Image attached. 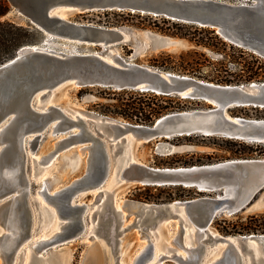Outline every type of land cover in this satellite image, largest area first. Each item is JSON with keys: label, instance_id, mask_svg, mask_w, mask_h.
Segmentation results:
<instances>
[{"label": "water", "instance_id": "water-1", "mask_svg": "<svg viewBox=\"0 0 264 264\" xmlns=\"http://www.w3.org/2000/svg\"><path fill=\"white\" fill-rule=\"evenodd\" d=\"M8 1L14 12L26 18L46 35L103 47L102 52L83 54H67L46 47L32 48L0 64V171L8 165L10 157L12 159L23 149L24 141L29 135L39 137L48 128L51 132H57L78 124L79 134L74 135L76 141L91 143L85 174L73 180L57 196L46 193L44 195L55 206L58 216L64 219L60 231L54 237L67 230L69 235L60 238H75L85 229V204L75 200L89 187L98 185L99 188L108 176L110 154L107 155L105 141L100 138L102 135L107 138L105 132H109L110 142L115 140L111 143L113 147L118 144L126 147L128 139L131 138L130 134L135 138L134 142L201 134L264 143V119L231 116L228 113L233 107L264 108V80L219 84L130 62L118 52H111L113 46L128 40L129 35L123 28L81 23L68 17L71 12L92 11H118L164 17L212 28L224 40L264 58V0L249 3L220 0ZM60 9L65 10L66 17L54 14ZM146 35L148 36L147 33ZM151 41L154 48L172 43L168 37L157 35ZM108 54L113 57V62L106 60ZM67 83L81 87L98 85L114 90L130 89L175 95L201 100L209 103L211 107L169 112L159 116L151 124L118 121L93 111L84 113L81 110L79 111L86 115V121L82 117H78L76 121L54 104L49 105L46 110L35 107L36 95L40 94L41 99ZM89 123H93L96 135L88 128ZM97 126H102L103 130L100 132ZM121 159V164L116 166V175L121 173L122 180L130 183L194 187L198 192H218L215 197L200 196L176 200L167 206L169 213L181 221L179 242H182L185 225L191 226L196 233L208 232L216 215L234 214L243 210L264 188V157L232 158L178 168L155 167L140 162H130L129 166L122 168L126 156ZM179 207L184 209L185 215L179 213ZM17 220L21 223L20 228L24 234L26 233L24 236L30 235L28 229L26 231L27 224L29 226L32 221L28 208L23 207L20 210ZM208 235L212 243L217 240L225 242L222 255L212 264H264V234ZM204 244L168 247V253L161 254L159 260L174 261L176 264H202L212 247ZM179 248L183 251H179ZM151 251L152 242L149 240L134 264H144Z\"/></svg>", "mask_w": 264, "mask_h": 264}, {"label": "rangeland", "instance_id": "rangeland-1", "mask_svg": "<svg viewBox=\"0 0 264 264\" xmlns=\"http://www.w3.org/2000/svg\"><path fill=\"white\" fill-rule=\"evenodd\" d=\"M220 1L249 3L252 0ZM68 17L72 21L103 26L107 25L99 22L107 18H116L111 13L106 15L104 11L71 12ZM150 17L151 20L141 21L137 18H124L120 24L114 25L123 28L129 37L126 42L113 46L111 52H118L130 62L194 76L213 83L241 84L264 80L263 57L234 44L231 47V43L222 37L226 45L213 41H209L210 45H203L186 36L162 32L152 21L153 18L160 17ZM3 18L20 26H28V28L33 26L26 18L14 12L11 5ZM158 25L164 26L160 21ZM40 34L37 36L31 32V38L37 40L35 44H41L57 52L83 54L103 51V47L97 44L55 35L50 37L42 32ZM155 35L168 37L172 43L154 48L151 40ZM240 50H245L246 53H241ZM253 62L262 66L257 69V79L250 78L251 75H248L245 69L246 65ZM123 90L126 91L98 85L81 87L67 83L39 99L42 103L49 99L68 115L77 109L84 113L93 111L118 120L140 123L135 121L136 116L128 108L132 102L138 101L139 90ZM141 98L151 106L156 102L166 105L163 114L211 107L207 102L183 99L175 95H160L156 99L147 95ZM228 113L231 116L264 119V108L233 107ZM88 125L93 129L92 132H95L93 123ZM97 127L100 132L103 130L102 126ZM105 133L107 138L104 137L105 135L100 138L105 141V147L110 154L109 173L99 188L98 185L89 187L76 197L75 202L79 203L81 200V204L88 203L90 212L85 214V225L87 222L89 224L75 238H60L69 235L67 230L61 231L56 237L54 234L46 238L41 236L43 227H46L44 231L46 229L52 231L56 220L62 223L64 219L57 216L53 220L49 208L55 210L54 205L46 202V207H41L38 202L39 197L45 198V193L57 196L70 186L73 180L85 174L89 153L88 150L81 153L83 150L80 148L82 144L89 142L76 141L74 135L79 134L78 129L74 131L69 128L51 132L48 128L39 137L29 135L24 141L23 149L12 159L9 158L8 165L2 167L0 171V207L6 210L5 216L11 218L15 227H12L13 230L19 229L20 235L26 233L24 234L20 228L21 223L14 218V215L16 214L17 217L23 207L28 208L32 221L29 226L27 224L26 231L28 229L35 236L26 242L24 238L22 243L19 235H13V230L0 225V264H11L13 261L15 264H84L91 248H94L92 251L97 252L95 264H132L135 255L149 240L154 242L156 251L163 250L167 246H176L169 241L178 235L181 221L177 216L169 213L167 206L171 202L199 196H215L218 193L198 192L194 187L143 185L126 180L120 181L115 170L116 166L121 164V158L126 155L127 146L118 144L113 147L111 143L114 141H109L111 139L109 132ZM94 134L96 135V132ZM0 150H2L1 145ZM131 153L137 161L146 165L176 167L214 163L232 158L264 157V143L190 134L135 142L132 144ZM42 175L44 176L40 179ZM19 187L23 188L21 192L17 191ZM116 202H120L123 207L117 208ZM263 229L264 188L243 210L234 214L219 213L213 218L206 232L207 236L205 235V245L212 246L209 248L206 260L225 243L220 240L212 243L208 233L211 236L264 234ZM187 233L186 239L195 245L191 228L187 229ZM33 239L37 240L36 251L29 250ZM148 259L146 263L150 264L152 260ZM161 264L176 263L166 261Z\"/></svg>", "mask_w": 264, "mask_h": 264}, {"label": "trees", "instance_id": "trees-1", "mask_svg": "<svg viewBox=\"0 0 264 264\" xmlns=\"http://www.w3.org/2000/svg\"><path fill=\"white\" fill-rule=\"evenodd\" d=\"M10 10V5L8 0H0V64L4 63L5 61L14 57L18 51L27 45L35 44L37 41L34 38H31L30 34L35 33L37 36H40L41 30L37 29L36 27L32 26L30 28L17 25L15 22L3 18L7 12ZM106 15L111 13L116 18H107L104 21L99 23L107 25V26H114L120 24L124 18H137L140 21L144 19L151 20L152 17L148 15H140L139 13H130V12H118V11H104ZM153 23L158 27V29L165 33L175 34L179 36H186L197 42L198 44L203 45H210L209 41H213L215 43H220L223 45L225 41L218 36V34L214 33V30L208 27H200L194 24H186L181 23L178 21H172L170 19H166L164 17H160L157 19L153 18ZM158 21L164 24V26H159ZM43 33V32H42ZM233 47L232 43L230 44ZM241 53H246L245 50H240ZM248 54V52H247ZM250 55L251 52H250ZM257 61V60H256ZM262 68L261 65L255 64H248L245 66L246 71L251 75L250 78L257 79V69ZM255 75V76H253ZM126 91V90H122ZM139 99L136 102H132L129 105V109L131 113L136 116L135 121L140 123H152L155 119L161 114H163L164 110L167 108L166 105L156 102L153 103L154 105L151 106L146 100H143L141 97H146L147 95L152 96L156 99L161 94H155L153 92H139ZM186 99V98H183ZM254 230V229H253ZM264 231V229H263Z\"/></svg>", "mask_w": 264, "mask_h": 264}, {"label": "bare ground", "instance_id": "bare-ground-1", "mask_svg": "<svg viewBox=\"0 0 264 264\" xmlns=\"http://www.w3.org/2000/svg\"><path fill=\"white\" fill-rule=\"evenodd\" d=\"M253 2H257L258 0H252ZM54 14H56V15H58V16H60V17H66L67 15L65 14V10L64 9H60L59 11H56ZM48 35H50V34H48ZM50 37H52V35H50ZM32 48H44V46H42L41 44H32V45H28V46H24V47H22L20 50H19V52L17 53V54H20V53H22V52H24L25 50H28V49H32ZM115 51H113L112 53H114ZM16 54V55H17ZM106 60L108 61V62H113V57L110 55V54H108L107 56H106ZM168 72H170V71H168ZM39 96H40V94H38V95H36V97H35V100H34V105H35V107L37 108V109H39V110H46L47 108H48V106L49 105H51V104H54L52 101H49V99H47V101L45 102V103H42L41 102V100L39 99ZM50 97V96H49ZM184 98V97H183ZM69 116L73 119V120H78L77 118L78 117H82L83 118V120H85L86 121V115L84 114V113H81L79 110H77V109H75V110H73V111H71L70 113H69ZM113 119H115V120H118V119H116V118H113ZM98 120H100V118H98ZM112 121H114V120H112ZM118 121H122V120H118ZM55 123V122H54ZM88 126V125H87ZM72 128V130H76V129H80L79 128V126H78V124H73V126L71 127ZM88 128H90L89 126H88ZM91 130H93L92 128H90ZM130 136H131V138L130 139H128V143H127V147H126V161L124 162V164L121 166L122 168H125L126 166H129V163L130 162H138L139 163V161H137L133 156H132V153H131V148H132V144L133 143H135L134 141H135V138L130 134ZM113 142V141H112ZM114 142H115V140H114ZM138 142H142L141 140H139ZM90 146H91V143L89 142L88 144L87 143H84V144H82L81 145V148H80V150H83L81 153H84V151L85 150H88V153H90ZM106 151H107V155H109V152H108V150H107V148H106ZM140 163H142V162H140ZM178 167H182V166H176V168H178ZM43 172V171H42ZM42 172H41V174H42ZM115 172H116V170H115ZM116 174V173H115ZM121 173H119V175L117 176L118 177V179L119 180H122L123 179V177H121V175H120ZM45 175V174H44ZM44 175H42L41 176V178L40 179H42V177L44 176ZM22 186V185H21ZM29 188V187H28ZM27 189V188H26ZM23 190V188L22 187H19V188H17V191H19V192H21ZM98 190V189H97ZM207 192H209V191H207ZM40 196V195H39ZM200 197V196H199ZM203 197V196H202ZM204 197H210V196H204ZM213 197H215V196H213ZM218 197H220L219 195H218ZM46 202H48L49 204H51L46 198H42V197H39V206H41V207H46L45 205L47 204ZM82 201L80 200L79 201V203H81ZM175 208H176V206L175 205H173ZM55 207V206H54ZM116 207L117 208H121V207H123V205L120 203V202H116ZM90 208H89V205H88V203H86L85 204V209H84V216H85V214H87V212L89 211L90 212V210H89ZM49 210H50V212L52 213V215H53V220L58 216V213H57V210L55 209H50L49 208ZM177 210H179V213L181 214V215H185V211H184V209L182 208V207H179V209H177ZM5 209H3V207H0V225L2 226V227H4V228H9V229H11V230H13V228H15L14 227V223L12 222V220H11V218L9 217H7V216H5ZM10 214V213H9ZM15 214V213H14ZM7 215V214H6ZM14 218H16V220H17V217H16V214L14 215ZM58 218H61V217H59L58 216ZM84 221H85V219H84ZM10 225H9V224ZM52 223V222H51ZM89 223L87 222V224L86 225H88ZM85 225V226H86ZM179 225V224H178ZM61 226H62V223H61V221L60 220H56V224L54 225V227H53V229H52V231L50 230H48V229H46V231H44L45 230V228L46 227H43L42 229H41V232H42V235L41 236H43V237H47V236H50V235H52V234H55L58 230H60V228H61ZM180 226V225H179ZM179 226H178V228H179ZM13 227V228H12ZM188 228H191V230H192V232H193V240H194V242H195V245H192L190 242H188V239H186L188 236V233H187V229ZM48 230V231H47ZM0 231H1V229H0ZM44 232V233H43ZM45 232H46V234H45ZM48 232V233H47ZM178 234H179V230H178ZM12 235V234H11ZM13 235H19L20 236V239H22V243H23V239H24V242H26L27 240H29L30 238H33L34 236H35V234L34 233H31L30 235H27V236H25L24 237V235L22 236V235H20V230L19 229H15V230H13ZM207 236V233H206V231H204V232H202V233H196L195 231H194V229L190 226V227H187V225H185V230H184V234H183V237H182V239H181V241L182 242H179L178 241V239H179V236L178 235H176L174 238H172L170 241H169V243L170 244H175V245H177V246H202L203 244H204V242H203V239L204 238H206V236ZM214 236H217V235H215L214 234ZM10 238V240L12 239V236L11 237H9ZM34 239H36V238H34ZM32 240V242H31V244H30V246H29V250H35L36 249V244H37V240ZM220 242H221V240H220ZM223 242V241H222ZM14 243H16V242H14ZM253 243H255V242H253ZM147 244V243H146ZM146 244L145 245H143V247L139 250V253L140 252H142V251H144V249H145V247H146ZM205 245V244H204ZM253 246H256L255 244L253 245ZM168 247L169 246H167L165 249H163V250H159V251H156L155 250V245H154V242H152V251H151V254H150V256H149V259L148 260H152V262L150 263V264H161V261L159 260V256L161 255V254H163V253H168ZM92 249H94V248H91V252H89V254L87 255V257H86V259H85V262H84V264H95V260H96V256H97V252L96 251H92ZM224 249H225V243H224V246H219V249L216 251V252H214L213 254H212V256H210L207 260H206V255H205V258H204V260L202 261V264H212L217 258H219L221 255H222V253H223V251H224ZM36 251V250H35ZM156 251V252H155ZM179 251H183L182 250V248H179ZM138 253V254H139ZM138 254L137 255H135V257H134V259H133V262H132V264H134L135 263V260H136V257L138 256ZM98 257V256H97ZM97 261V260H96ZM147 262V261H146ZM144 263V264H147V263ZM11 264H15V262L13 261Z\"/></svg>", "mask_w": 264, "mask_h": 264}]
</instances>
